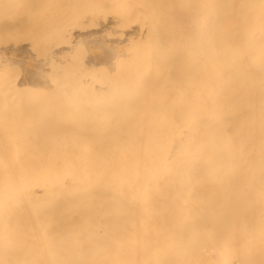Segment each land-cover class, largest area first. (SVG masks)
Here are the masks:
<instances>
[{
	"label": "bare ground",
	"instance_id": "6f19581e",
	"mask_svg": "<svg viewBox=\"0 0 264 264\" xmlns=\"http://www.w3.org/2000/svg\"><path fill=\"white\" fill-rule=\"evenodd\" d=\"M0 103L4 264H264V0H0Z\"/></svg>",
	"mask_w": 264,
	"mask_h": 264
},
{
	"label": "rangeland",
	"instance_id": "374dc122",
	"mask_svg": "<svg viewBox=\"0 0 264 264\" xmlns=\"http://www.w3.org/2000/svg\"><path fill=\"white\" fill-rule=\"evenodd\" d=\"M113 33H115V35H116V36H114V37H117V34H118L119 32H112V34H113ZM118 35L120 36V34H118ZM112 36H113V35H112ZM12 99L15 100L16 98H15V99L12 98ZM8 100H9V102H11V98H5V101H4V102H5L6 105H4V107H3V108H5L4 111H7V108H8V110H9V109H10V108H9L10 106L12 107V104L9 103ZM6 101H7V102H6ZM15 101H16V100H15ZM8 104H11V105H8ZM13 104H14V102H13ZM16 104H17V102H16ZM20 104H24V103H20ZM0 105H1V103H0ZM14 105H15V104H14ZM5 106H6V107H5ZM18 106H19V105H17V107H18ZM25 106H26V107H24V108L21 106L22 109H23V110H22V113H21L20 116H18V113H17V117H18V118H19V117H20V118H23V116H24V121L27 120V121H25L24 123H25V124H26V123L28 124L29 119H28V116H27V112H28L27 104H25ZM0 108H1V106H0ZM3 108H1V109H3ZM15 108H16V107H15ZM12 109H13V108H12ZM12 109L9 110V111L7 112L9 115H7L6 117H8L9 119H7V123H6V120L4 121L5 125H2V127H4L3 129H6V130L8 129V131L12 129L11 131L14 132V129H15V126H16L17 123H18L17 126H19V122H18L19 120H18L17 123L15 124V121L17 120V118L14 116V113H15V115H16L17 108H16V111H14V112L11 114L10 111H12ZM13 110H14V109H13ZM24 110H25V111H24ZM23 111H24V112H23ZM22 114H23V115H22ZM0 115L2 116V113H1ZM4 116H5V114H3V117H4ZM6 117H5V118H6ZM14 117H15V118H14ZM0 118H1V117H0ZM5 118H3V119L1 118V120L3 121ZM21 120H22V119H21ZM21 120H20V121H21ZM12 122H13V123H12ZM1 123H2V122H1ZM24 123H23V124H24ZM10 124H11L12 126H11ZM13 124H14L15 126H13ZM9 126H10V128H9ZM20 127H21V126H20ZM16 129H17V128H16ZM21 129L23 130V133H24V129H25V127H24V128H23V127L20 128V130H21ZM27 129H28V128H27ZM25 130H26V129H25ZM8 131H7V134H9ZM26 132H27V130H26ZM0 133H1V132H0ZM5 133H6V132H5ZM20 133H21V132H20ZM0 135H1V134H0ZM19 135H20L21 137H20ZM5 136H6V135H5ZM25 136H26V135H25ZM3 137H4V133H3ZM7 137H9V136L7 135ZM10 138H11V139H10ZM10 138L8 139V138L5 137V139L9 141L10 146H11V143H12V147H13V142H14V141H15L16 143H18L17 141H19L20 138H21V139L23 138V141H24V142H23V141L21 140V141H20V145H19V143H18V145L15 143V144H14L15 147H13V148L11 147V148H12V151H9V150H8V148H9L8 145H7V148L5 147L4 150H3V151H6V149H7V153H8V151H9V152H10V155H11V154H14V156H15V158H16V156L18 157L19 152L22 154L21 151H22V146H23V144H24V148H25V149L27 148V146L25 145V144H26V141H27V138L24 137V134H23V136H22V134H19V133H18V135H17V134H15V135L12 134V136H10ZM1 140L4 141V139L2 138V136H1ZM1 142H2V141H1ZM6 142H7V141H6ZM10 142H11V143H10ZM2 143H3V142H2ZM2 143H0V145H1ZM7 144H8V143H7ZM21 144H22V146H21ZM2 145H6V144H5V141H4V144H2ZM2 145H1V146H2ZM1 146H0V147H1ZM2 147H3V146H2ZM2 147H1V149H2ZM20 147H21V148H20ZM17 148H18V152L16 151ZM24 148H23L24 151H23V154H22V158H23V156H27V152L25 151ZM13 149H14V150H13ZM19 149H20V150H19ZM0 151H1V150H0ZM3 151H1V152H3ZM1 152H0V154H1ZM11 152H12V153H11ZM15 152H16V155H15ZM4 154H5V153H4ZM1 155H2V154H1ZM1 155H0V156H1ZM4 156H6V154H5ZM6 158H7V157H6ZM6 158H5V160H7ZM10 158H12V156H9V160H10ZM18 158H19V157H18ZM0 159H1V157H0ZM2 160H4V158H2ZM13 160H14V158H13Z\"/></svg>",
	"mask_w": 264,
	"mask_h": 264
},
{
	"label": "snow or ice",
	"instance_id": "6c2138e0",
	"mask_svg": "<svg viewBox=\"0 0 264 264\" xmlns=\"http://www.w3.org/2000/svg\"><path fill=\"white\" fill-rule=\"evenodd\" d=\"M0 264H4V261H0Z\"/></svg>",
	"mask_w": 264,
	"mask_h": 264
}]
</instances>
